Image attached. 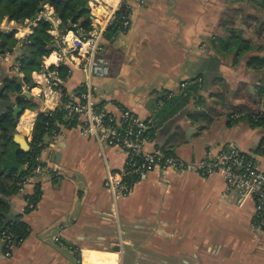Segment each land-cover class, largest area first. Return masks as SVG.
<instances>
[{
	"label": "crops",
	"instance_id": "0c3cea01",
	"mask_svg": "<svg viewBox=\"0 0 264 264\" xmlns=\"http://www.w3.org/2000/svg\"><path fill=\"white\" fill-rule=\"evenodd\" d=\"M36 25L7 16L0 22V32L20 28L13 49L0 47V102L10 101L2 104L0 116L11 102L20 106L18 93L3 96L4 85L9 79L22 83V91L27 85L20 58ZM239 35L250 44L240 54L232 43ZM104 43L110 73L98 77L75 68L61 79L65 90L76 94L89 81L96 101L110 110L126 105L153 117L156 132L147 149L160 144L183 158L200 159L235 143L256 153L264 169V128L230 116L262 105L264 67L249 62L264 56V0H145L134 7L129 29L110 34ZM167 92H172L168 98ZM32 101L38 108L29 105L26 113L35 117L45 103L38 97ZM15 129L23 135L30 131L18 123ZM55 134L45 137L42 156L60 170L27 185L26 192L41 190L35 208L12 190L18 170L5 173L1 167L19 144L13 139L3 153L5 221L23 220L29 233L6 255L0 232V264H264L258 239L263 230L257 233L252 226L253 203L237 205L233 193H224L220 174L157 169L114 200L104 184L107 165L122 168L124 154L76 126H60ZM3 146L0 141V153Z\"/></svg>",
	"mask_w": 264,
	"mask_h": 264
},
{
	"label": "built area",
	"instance_id": "2783aa9c",
	"mask_svg": "<svg viewBox=\"0 0 264 264\" xmlns=\"http://www.w3.org/2000/svg\"><path fill=\"white\" fill-rule=\"evenodd\" d=\"M145 0H88L90 7V27L77 26L76 29L64 30L60 27L61 19L55 14L54 7L44 4L33 23L45 18L52 23L49 30L53 36L54 48L43 58L42 69L33 75L34 82L27 84L21 92H30L45 103L43 112H53L57 108L65 110L67 124L75 123L82 135L97 140L101 145L115 147L124 154V166L114 168L107 165L105 187L112 193L114 200L128 195L135 183L146 179L157 169L178 172H193L203 177L220 174L224 181V193H233L235 202L243 206L252 201L254 209L252 226L264 230V169L261 168L256 153L246 151L235 143H225L215 153L209 152L200 159H186L171 149L160 144L152 149L145 147L153 140L156 121L153 117H142L126 105H119L118 111L110 110L106 103L97 102L93 95L92 84L86 81L85 87L71 93L62 86L61 70L70 75L75 68L86 70L88 75L103 77L110 73V61L104 43L110 29L125 31L132 24V11ZM9 28V27H7ZM13 31L14 28H11ZM20 31L17 29L16 34ZM9 54V53H8ZM5 59H9V55ZM20 66V65H19ZM34 88H37L34 90ZM172 92H167L168 98ZM29 110L25 107L19 115L18 125L23 115ZM264 114V91L262 105L258 109H241L231 113L233 119L257 120ZM38 116V115H37ZM32 120V126L37 118ZM66 123L59 126L66 127ZM26 136L32 138V127ZM57 135V132L56 134ZM42 145V144H41ZM264 151V141L261 144ZM42 145L33 161L25 166H32L30 174L18 180V191L25 196L26 205L35 208L37 202L33 192H26L27 185L35 184L37 178H49L58 174L60 165L43 158ZM10 255V247L15 243L12 237L2 232ZM58 239V238H57Z\"/></svg>",
	"mask_w": 264,
	"mask_h": 264
},
{
	"label": "trees",
	"instance_id": "16d2710c",
	"mask_svg": "<svg viewBox=\"0 0 264 264\" xmlns=\"http://www.w3.org/2000/svg\"><path fill=\"white\" fill-rule=\"evenodd\" d=\"M45 0H0V22L7 16L18 23H24L26 20H31L33 15L41 8L42 2ZM49 3L54 7L55 14L61 19L60 27L64 30L76 29L77 26L83 28L90 27V7L88 0H49ZM254 18H258L254 16ZM52 23L41 18L37 20V25L34 26L33 32L28 35L25 42L27 51L20 58V69L24 73V82L32 83V72L42 69L43 56L48 55L54 48L53 36L50 33ZM119 29L108 30L106 36L114 34ZM15 30L11 32H0V47L3 50H11L19 42L15 35ZM233 47H236L238 53H242L250 49L249 40L241 38V35L235 37ZM250 65L254 67H264V56H253L250 60ZM62 78L67 76L65 70H61ZM3 96H7L8 92L18 93L17 101L22 108L29 106L26 104L31 99L21 95L22 83L17 80L9 79L4 85ZM32 101V100H31ZM35 103V102H33ZM241 110V109H239ZM237 111V110H236ZM235 112V111H234ZM252 126L264 128V114L259 119L253 120L250 118ZM17 119L14 117V109L10 108L3 112L0 116V141L4 143L0 153V162L3 160V153L8 150V146L13 142V134L16 131L15 127ZM66 123L65 110L57 108L55 111L40 112L34 122L32 129V138L30 141V149L25 151L18 147V159L22 164L27 161H33L36 154L40 151L42 145H45V137L52 136L60 130L59 123ZM67 127H73L75 123L67 124ZM42 144V145H41ZM32 166L29 165L22 171L13 174L12 190L15 192L18 189L17 182L23 176L30 174ZM0 173L2 170L0 169ZM41 197V190L37 187L32 195L35 202H38ZM9 209L7 202L0 199V232L6 231L14 242H19L29 233V227L23 220L14 222L5 221V215Z\"/></svg>",
	"mask_w": 264,
	"mask_h": 264
},
{
	"label": "water",
	"instance_id": "95a60500",
	"mask_svg": "<svg viewBox=\"0 0 264 264\" xmlns=\"http://www.w3.org/2000/svg\"><path fill=\"white\" fill-rule=\"evenodd\" d=\"M48 2H49V0L43 1L41 4V7ZM39 11H40V9L33 15V17L31 18L32 20H35L37 18ZM21 46H22V43L21 44L19 43L18 47L20 48ZM25 95H27L32 100H34L36 98L28 91L25 92ZM0 103H1L0 109H2V110H4V107H5L2 104L10 105V101H7V100H3ZM15 105H16L15 102H11V106L14 109V117L18 121L19 115L23 112L24 108H22L21 106H15ZM13 139L15 142H17L19 144L20 149L25 150V151L30 149V142H29V139L26 135H23L20 132L15 131L13 134ZM9 153H10V155L8 157L4 158V162L1 165L2 170L5 173H12L13 170H15V169L18 171L24 170V166L18 160V151L13 149V150H10ZM2 199L6 201L5 198H2ZM7 223L8 222H6L5 224H7Z\"/></svg>",
	"mask_w": 264,
	"mask_h": 264
},
{
	"label": "bare ground",
	"instance_id": "6f19581e",
	"mask_svg": "<svg viewBox=\"0 0 264 264\" xmlns=\"http://www.w3.org/2000/svg\"><path fill=\"white\" fill-rule=\"evenodd\" d=\"M37 88H34V90H36ZM35 113L34 112H28L26 114H24V116L22 117V119L20 120V124H21V128H25V129H31L32 126V120L34 118ZM24 130L25 132H28L27 130Z\"/></svg>",
	"mask_w": 264,
	"mask_h": 264
},
{
	"label": "rangeland",
	"instance_id": "374dc122",
	"mask_svg": "<svg viewBox=\"0 0 264 264\" xmlns=\"http://www.w3.org/2000/svg\"><path fill=\"white\" fill-rule=\"evenodd\" d=\"M241 1H244L245 3H246V0H241ZM249 2V1H248ZM258 5H260V6H262V3H260V4H258ZM240 22H241V20H240ZM34 82V80H33V77H32V83ZM31 83V84H32ZM26 104H28V105H31V106H33L34 108H38V105L37 104H35V103H33V101H29V102H27ZM23 129H25V128H23ZM25 130H27V129H25ZM260 231H262V230H256L255 229V232H257V233H259ZM258 239H259V241L261 242V244H262V246H261V250H260V252L262 253V251L264 252V230L262 231V233H260V234H258Z\"/></svg>",
	"mask_w": 264,
	"mask_h": 264
}]
</instances>
